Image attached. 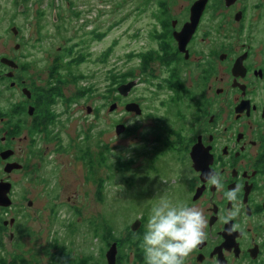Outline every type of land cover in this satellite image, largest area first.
<instances>
[{"label": "flooded vegetation", "instance_id": "af4514ba", "mask_svg": "<svg viewBox=\"0 0 264 264\" xmlns=\"http://www.w3.org/2000/svg\"><path fill=\"white\" fill-rule=\"evenodd\" d=\"M198 1L157 0L155 22L151 24L152 44L136 55L141 60V74L138 78H133L131 72L117 74L114 64L106 79L109 94H104V98L110 104L109 110L115 108L110 110V115H143V119H138L144 121L140 124L143 127H133V130L142 132L141 137L152 142L149 145L152 152L144 143L142 147L133 146L137 154L134 161L139 163L136 167L131 165L133 160L119 158L115 164L109 162L112 149L108 144L96 143V154L89 161L98 186L113 182L117 176L122 178L123 186L128 182L135 196L131 204L136 206L133 219L119 231L97 229L93 254L82 253L75 257L67 246L53 245L60 249L59 256L49 253L47 264H108L113 246L116 248L115 264H144L140 240L150 208L155 203L150 199L148 176L162 169H167L169 176L163 189L153 191V197H172L204 210L205 238L189 254L185 264H264V0H208L191 33L187 28L193 21V8ZM81 3H88V0H66L62 13L64 16L71 14L80 21L77 30L88 37L75 38L73 44L72 37L62 39V45L55 49L56 54L67 50V55L61 59L55 57L51 62L47 52L52 50L50 43L46 50L32 51L34 56L44 59L41 64L22 63L16 59L20 42L13 49L0 50V183L10 185L11 200L9 207L0 206V264H37L22 258L13 245L19 223L14 216L21 203L17 200L25 198V189L16 191L17 184L29 177L37 180L36 174L31 175L38 168L34 158H39L43 164L46 152L64 153L73 148V144L63 146L57 126L61 125L62 115L93 88L70 95H66L65 90L86 77L84 65L91 51L82 45L91 40H104L114 30L108 27L110 29L104 31L94 21L87 20L85 15L94 14L95 9L83 10ZM143 12L146 14L147 10ZM59 13L54 8V24L51 25L54 33L57 28L70 29L69 22L62 21ZM207 17L215 22L224 21V38L230 44L225 51L210 53L205 50L212 41L203 29ZM142 27L150 29L149 21ZM13 28L16 29L12 30L14 38L20 39V29ZM201 29L205 31L202 36ZM138 34L142 38L139 30L134 37ZM44 66L46 70H42ZM29 71L36 73L34 78ZM132 81L137 82L136 86L128 96H122L119 87ZM140 82L151 86L146 93L151 90L164 93L165 99L160 104L174 112L176 127L165 114L162 118L152 113L144 117L147 106H142L140 99L132 98ZM131 103L140 106L141 114L126 110V105ZM92 111L90 108L88 113ZM99 114V109L94 110V116ZM117 122V119L112 120L114 131L123 124ZM131 129L126 126V133ZM23 140L30 145H22ZM48 144L54 146L50 148ZM7 150L13 154L4 159L1 154ZM81 152L77 159H86V149L81 148ZM169 155L171 164L160 167L157 163ZM103 169L106 170L104 177ZM211 169L221 174L222 187L205 182V174ZM58 185L63 186L61 177ZM233 189L236 199H225L223 192ZM44 198H40L44 206L52 204L51 212L54 206L61 205L59 198ZM98 198L102 201L100 196ZM37 200L36 197L28 199V205ZM233 210L236 214L224 220L223 217ZM42 212H46L45 208ZM9 215L12 217H4ZM7 237L11 248L3 244Z\"/></svg>", "mask_w": 264, "mask_h": 264}, {"label": "rangeland", "instance_id": "374dc122", "mask_svg": "<svg viewBox=\"0 0 264 264\" xmlns=\"http://www.w3.org/2000/svg\"><path fill=\"white\" fill-rule=\"evenodd\" d=\"M256 1L254 0V2ZM64 3L67 5L66 0H0V50L8 51L13 49L17 42H20V51L17 53L16 59L29 64L43 63L44 59L34 56L32 51L37 48L46 50V45L49 43L52 50L47 52L51 62L55 57L61 59L67 55V50L56 54L55 49L62 45V39L65 41L68 37H72L74 38L71 39L73 44L75 38L88 37V35L80 33V29L77 30L80 21H77L71 14L63 15ZM80 5H84L83 10L95 9L94 14L85 15L87 20L94 21L96 26L104 31H108L110 28L114 30L104 40H91L82 45L91 51L90 58H86L84 65L86 77L65 90V94L70 95L78 90L93 88L80 99L76 106L71 107L62 115L61 125L57 126L63 146L73 144V148L64 153L46 152L47 158L43 164L40 163L39 158H34L33 161L38 164V168L31 175L36 174L37 180H32L29 177V179H22L17 184L16 191L23 192L25 189V198L17 200L18 204L21 201L17 206V215L14 216L12 213V216L17 217L19 222L16 230L17 237L13 245L21 257L30 263L34 260L37 264H47L49 253H52L53 257H58L60 249L53 245H57L59 248L63 245L67 246L75 257H79L82 253L93 254L97 229L112 230L114 228L119 231L133 219L136 206L131 204L134 202L135 196L132 194L134 190H130L128 182L124 181L126 186H123L122 178L117 176L113 182L98 186L97 181L94 180V168L89 166V161L96 154V143L110 146L112 152L109 162L114 164L119 158L133 161L134 158L137 159V154L134 152L135 147H133L135 145L142 147V143L147 144L148 149L152 152L149 148L152 142L141 137L142 132L139 134L133 130V127L143 125L144 121H138V119H143V115L128 116L121 113L110 115V104L104 98V94H109L106 91L108 83L106 79L112 65L116 64L117 74L131 72L133 78H138L141 74V60L136 55L141 49L152 44L151 24L155 22L154 12L157 8V0H88V3ZM54 8H57L58 13L60 12L59 14L62 15V21L69 22V30L63 27V29L57 28V32H53L51 25L54 24L52 20ZM97 9H99V13H97ZM144 9L147 10L146 14L142 13ZM65 17H67V21ZM147 21H149L150 29L142 27V24ZM223 22L221 19L215 22L208 17L205 18L203 29L209 33L208 36L212 39L211 45L205 46L207 52L217 53L228 49L230 44L224 38ZM13 27L20 29L22 36L18 40L14 38ZM108 27L110 28L107 29ZM138 30L143 36L140 38L141 34H138L139 38L135 40L137 37L134 35ZM148 30L149 34L146 35ZM204 33L205 31L201 29L200 36ZM221 43H225L227 46L224 47ZM197 48L199 50L200 46ZM12 56L15 55L12 54ZM46 69L47 66L42 68V70ZM29 75L34 78L36 73L29 71ZM214 81L216 82V80ZM150 87L140 82L132 96V98L140 99L139 103L142 106H147L144 117H148V114L152 113L156 117L162 118L165 114L176 127L174 112L168 106L160 104V101L165 99L164 93H153L152 90L146 93ZM146 98L147 100L144 101ZM6 99L7 102L10 100L8 93ZM99 105L101 108H97ZM89 107L93 110L91 113H88ZM97 109L100 110V114L94 116L93 112ZM122 109L124 110V107ZM114 119L122 122L125 129L126 126H130L132 129L118 135L116 129L114 131V128H111ZM130 120L132 123H129ZM142 125L140 128L143 127ZM85 135L88 136L87 139L83 138ZM23 144H28V141L23 140ZM37 146H41L40 143H37ZM48 146L52 148L54 144H48ZM81 148L86 149L87 156L86 159L78 160L77 156L82 155ZM28 150L29 148L26 152ZM157 164L160 167L170 165L171 156L161 159ZM131 165L136 167L139 163L134 161ZM105 171L104 169L102 171L103 177ZM23 176L26 175L23 174ZM168 176L167 169H162L160 173L151 172L149 174L147 186L151 200L155 202L158 200L151 194L154 190L164 188L163 183H166L165 180ZM60 177L63 179V186L58 185ZM98 196L102 198V201ZM35 197L39 200L31 206L28 205V199H35ZM44 197L59 198L61 205L57 208L54 206V211L51 212L52 204L44 206L45 204L41 200ZM44 208L45 213L42 212ZM5 240L3 244L11 248L8 243L9 237Z\"/></svg>", "mask_w": 264, "mask_h": 264}, {"label": "clouds", "instance_id": "9594fccd", "mask_svg": "<svg viewBox=\"0 0 264 264\" xmlns=\"http://www.w3.org/2000/svg\"><path fill=\"white\" fill-rule=\"evenodd\" d=\"M129 123H132L130 120ZM205 182L218 188L223 185L215 169L205 174ZM225 199L234 201L236 190L223 192ZM235 210L223 219L234 216ZM204 210L195 204L161 196L151 206L140 240L144 264H185L186 258L205 238Z\"/></svg>", "mask_w": 264, "mask_h": 264}, {"label": "water", "instance_id": "95a60500", "mask_svg": "<svg viewBox=\"0 0 264 264\" xmlns=\"http://www.w3.org/2000/svg\"><path fill=\"white\" fill-rule=\"evenodd\" d=\"M208 0H200L197 2V4L195 5V7L193 8V21L190 24V27L187 28V31H191L194 32V30L196 29L199 20H200V16L204 10V6L207 4ZM186 29V28H185ZM13 31L15 32L16 29L13 28ZM184 37V35H182V38ZM184 44V42L181 41V44ZM5 62H9L8 60H4ZM11 63V62H10ZM137 82L136 81H132L129 82L127 84H124L122 86L119 87V92L121 95L123 96H128L129 92L136 86ZM115 108L111 107V111H113ZM126 110L128 112H136L137 114H141V109L140 106L138 104L135 103H131V104H127L126 105ZM90 111V108H89ZM125 131V127L124 126H118L117 127V131L116 133L119 135L122 132ZM13 152L11 150H7L5 152H3L1 155L4 159H8L10 157V155H12ZM14 167V166H11ZM9 193H10V185L9 184H3L0 183V206L2 207H9L11 205V200L9 197ZM115 255H116V248L113 246V249L109 251L108 254V264H115Z\"/></svg>", "mask_w": 264, "mask_h": 264}]
</instances>
